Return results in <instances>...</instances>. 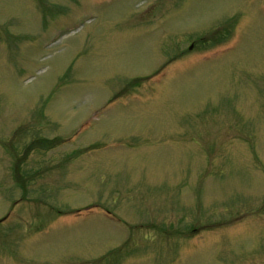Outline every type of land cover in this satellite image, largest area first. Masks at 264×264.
I'll list each match as a JSON object with an SVG mask.
<instances>
[{
  "label": "rangeland",
  "instance_id": "1",
  "mask_svg": "<svg viewBox=\"0 0 264 264\" xmlns=\"http://www.w3.org/2000/svg\"><path fill=\"white\" fill-rule=\"evenodd\" d=\"M0 264H264V0H0Z\"/></svg>",
  "mask_w": 264,
  "mask_h": 264
},
{
  "label": "flooded vegetation",
  "instance_id": "2",
  "mask_svg": "<svg viewBox=\"0 0 264 264\" xmlns=\"http://www.w3.org/2000/svg\"><path fill=\"white\" fill-rule=\"evenodd\" d=\"M190 48H192V47H190Z\"/></svg>",
  "mask_w": 264,
  "mask_h": 264
}]
</instances>
